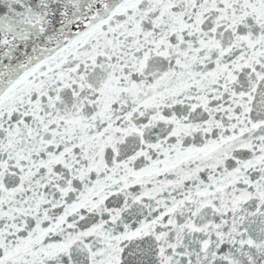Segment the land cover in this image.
Returning <instances> with one entry per match:
<instances>
[{
  "label": "snow or ice",
  "instance_id": "snow-or-ice-1",
  "mask_svg": "<svg viewBox=\"0 0 264 264\" xmlns=\"http://www.w3.org/2000/svg\"><path fill=\"white\" fill-rule=\"evenodd\" d=\"M0 264H264V0H0Z\"/></svg>",
  "mask_w": 264,
  "mask_h": 264
}]
</instances>
